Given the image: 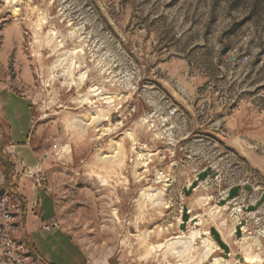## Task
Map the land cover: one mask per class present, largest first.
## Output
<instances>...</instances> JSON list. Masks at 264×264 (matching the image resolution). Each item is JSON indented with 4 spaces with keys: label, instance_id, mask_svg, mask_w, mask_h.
<instances>
[{
    "label": "rangeland",
    "instance_id": "1",
    "mask_svg": "<svg viewBox=\"0 0 264 264\" xmlns=\"http://www.w3.org/2000/svg\"><path fill=\"white\" fill-rule=\"evenodd\" d=\"M0 91L81 264L264 257V0H0ZM195 229L191 251L169 244Z\"/></svg>",
    "mask_w": 264,
    "mask_h": 264
},
{
    "label": "crops",
    "instance_id": "2",
    "mask_svg": "<svg viewBox=\"0 0 264 264\" xmlns=\"http://www.w3.org/2000/svg\"><path fill=\"white\" fill-rule=\"evenodd\" d=\"M10 94V92L0 91V193L11 192L20 202L21 199L23 201V211L16 217L18 222L16 235L27 244H31L37 255L46 264L58 263L53 260L51 254L44 253L41 250L40 243L43 239L46 241V245L50 246L51 251L57 252V254L65 251L71 264H81L84 254L79 245L68 232L53 223L57 213L56 203L52 194L42 183L44 174H39V177L36 178L29 172H24L22 167L18 165L17 158L12 153L15 151L19 158L23 159L33 171L40 167L41 160L45 159V152L36 151L29 142L30 138H28L27 134L26 141L17 142L14 139L12 119L3 111L5 104L3 97L4 95L8 97ZM22 135H25L24 130H22ZM13 143H15L14 150L10 145ZM15 162L16 165H13ZM236 189L239 192L233 195ZM230 191L231 188L223 198L237 197L241 192V187H235ZM48 225H50L49 228L47 227ZM220 237L224 241L221 235ZM72 252L74 253L73 255H71Z\"/></svg>",
    "mask_w": 264,
    "mask_h": 264
},
{
    "label": "bare ground",
    "instance_id": "3",
    "mask_svg": "<svg viewBox=\"0 0 264 264\" xmlns=\"http://www.w3.org/2000/svg\"><path fill=\"white\" fill-rule=\"evenodd\" d=\"M14 11L16 13H18L19 8L15 7ZM43 23H45V21H44V19H41V21H39L37 23L38 27L41 28ZM52 32H54V31H52ZM48 37H49L50 41H52L51 39H53V35L51 33L49 34ZM61 44H62V42L59 44V46ZM56 46H58V45H56ZM110 96H105V97L102 96L106 100V103H108V104H110L113 101V99H111ZM99 110H101V109H99ZM88 124L89 123H86V125H88ZM107 130H109V129H107ZM72 151H73L72 144L70 142H63L62 146H61V149L58 151L57 155H60V157H62V158L63 157L67 158V157H69L71 155ZM105 157H107V155L104 156V158ZM101 179H102L103 182H106V179L104 177L101 176ZM160 193H161L160 191H158L156 193L151 192L149 190L143 191V193H142L143 200H141L139 202L140 208H142L144 205H146L147 202H150V204L152 206H155L156 204L160 203V197H159ZM1 195L3 197H5L8 202H11L12 205H21L20 200L17 197H15L11 192L1 193ZM16 217H17V215H13V226H15L16 231H17L18 230V222L16 220ZM224 224H226V223H224ZM222 230H224V227H222ZM150 233L151 232L148 233L147 231H145L143 233V236H142L143 241H145L147 239V237H148V235H150ZM200 234H201L200 230L199 229H195L188 236H185V239L177 238L175 241L169 242V244H174L175 245V243H178L180 245V247H182V249L179 250L178 247H176V250H177L178 253L183 254V253H185L187 251H191L192 250L193 243L197 239V237L200 236ZM207 235L208 236H206V238H204L203 242H204L205 247L207 249V253H213V252H215L214 247L215 246L217 247L218 244L213 238H211V236L209 235V232H207ZM225 236H226V238H228V236L231 237V236H233V233L231 232L229 235H225ZM16 238H17V246L18 247H22V253L23 254H30V245L27 244L26 242H24L17 235H16ZM149 252H151V251H148L147 255L150 254ZM248 253L251 254V252H248ZM147 255H146V257H148ZM247 259H248V261L246 263H248V264H264V257L260 253L251 254ZM216 260H219V258H216ZM32 263L44 264L42 259L37 255L36 251H32Z\"/></svg>",
    "mask_w": 264,
    "mask_h": 264
},
{
    "label": "built area",
    "instance_id": "4",
    "mask_svg": "<svg viewBox=\"0 0 264 264\" xmlns=\"http://www.w3.org/2000/svg\"><path fill=\"white\" fill-rule=\"evenodd\" d=\"M11 147L15 148L14 145ZM54 149H58V144H54ZM18 156V155H16ZM24 172H29L36 178L39 171H33L26 162L18 158ZM23 211V201L21 205H12L0 193V264H37L32 263V251H36L30 244V254H23L22 247L17 246L16 228L13 226V215H20ZM43 261V260H42Z\"/></svg>",
    "mask_w": 264,
    "mask_h": 264
},
{
    "label": "trees",
    "instance_id": "5",
    "mask_svg": "<svg viewBox=\"0 0 264 264\" xmlns=\"http://www.w3.org/2000/svg\"><path fill=\"white\" fill-rule=\"evenodd\" d=\"M235 187H232L231 188V191L234 189ZM230 191V192H231ZM231 195V194H230ZM229 195V196H230ZM183 216L184 217H186V219L184 220V222H186L188 219H189V213L187 212V211H185L184 212V214H183ZM241 229H238L237 231H240ZM212 233H213V236L215 237V239L220 243V245L221 246H223L225 249L226 248H228V244L227 243H225L222 239H221V237H220V239H217V237H216V235H219L220 236V233L216 230V229H212Z\"/></svg>",
    "mask_w": 264,
    "mask_h": 264
}]
</instances>
